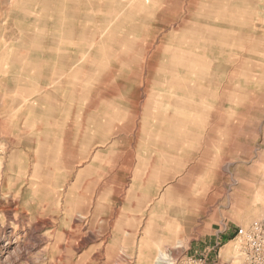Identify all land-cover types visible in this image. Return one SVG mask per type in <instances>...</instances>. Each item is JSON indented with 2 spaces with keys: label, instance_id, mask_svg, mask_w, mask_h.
Here are the masks:
<instances>
[{
  "label": "rangeland",
  "instance_id": "obj_1",
  "mask_svg": "<svg viewBox=\"0 0 264 264\" xmlns=\"http://www.w3.org/2000/svg\"><path fill=\"white\" fill-rule=\"evenodd\" d=\"M39 7L0 0V264H255L264 0ZM82 209L98 242L60 249Z\"/></svg>",
  "mask_w": 264,
  "mask_h": 264
},
{
  "label": "bare ground",
  "instance_id": "obj_2",
  "mask_svg": "<svg viewBox=\"0 0 264 264\" xmlns=\"http://www.w3.org/2000/svg\"><path fill=\"white\" fill-rule=\"evenodd\" d=\"M36 154H37V151H36ZM33 175H34V173H33ZM80 196L83 197L84 195L81 194ZM38 200H39V198L34 197V198H32L30 200L31 204L28 201L25 202V205L28 204V205L31 206V210L35 213V215L37 214V212L40 209V205H37ZM12 201L13 202H16L17 201V197L16 196H13V200ZM42 201L44 202V201H48V200H46V198H45V200H42ZM13 213L12 212H9V213H6V214L9 217L12 218V220H13V226L11 225V229L14 231V234L17 235V233H18V218H19V216H18L17 210L13 211ZM22 214H24V212ZM79 214H82V215H79ZM89 215L92 218H88ZM70 217H71V222L78 221V222H74L75 223V225H74L75 235L70 234L69 236H66V240L70 243V246H65V247L59 246L60 249L63 248L66 251H70V247H74L76 250H78V249L87 247L90 244H94V243L98 242L99 236H98V234L95 231V228H96L95 220L97 218H99V214L97 215V211L90 212V210L82 209V210H80V212L78 213V215L77 214L76 215L74 214V215H70ZM86 218L88 219L87 223H85ZM30 219L37 220L36 216H30ZM37 228H35L33 231L31 229H28V230H29V236H30L31 240L34 241V243L36 244V246L37 245L40 246L42 243H41L40 237L38 236V231L39 230H37ZM71 238L76 239V240H72ZM159 252H160V254L158 253L159 254L158 255L159 257L157 258L158 259L157 261H159V262L160 261H163L165 263L164 260H166L168 258L167 257V254L166 253H163L162 251H159ZM60 264H73V262L72 261L69 262V261H63L62 260V261H60ZM174 264H176V263H174ZM195 264H198V263H195Z\"/></svg>",
  "mask_w": 264,
  "mask_h": 264
},
{
  "label": "built area",
  "instance_id": "obj_3",
  "mask_svg": "<svg viewBox=\"0 0 264 264\" xmlns=\"http://www.w3.org/2000/svg\"><path fill=\"white\" fill-rule=\"evenodd\" d=\"M238 234L250 247L255 264H264V226L256 224L249 229H240Z\"/></svg>",
  "mask_w": 264,
  "mask_h": 264
},
{
  "label": "crops",
  "instance_id": "obj_4",
  "mask_svg": "<svg viewBox=\"0 0 264 264\" xmlns=\"http://www.w3.org/2000/svg\"><path fill=\"white\" fill-rule=\"evenodd\" d=\"M21 1H22V3H26L27 5H29V4L41 5V7L38 8L40 11H44V10H42V9H44V4H50L51 3L52 5H57L58 7L53 8L54 14H56L53 16V19H58L60 17L59 14L61 12V8L59 7V5L64 4V3L71 4V3L77 2V0H21ZM41 18L43 19V18H45V16L42 15ZM58 26H60V25L58 24ZM217 237H218V232L214 233V238L217 239Z\"/></svg>",
  "mask_w": 264,
  "mask_h": 264
}]
</instances>
